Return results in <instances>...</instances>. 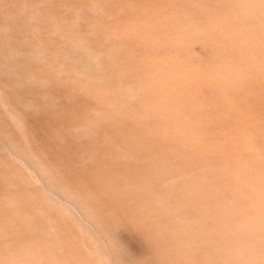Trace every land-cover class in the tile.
<instances>
[{
	"label": "bare ground",
	"instance_id": "1",
	"mask_svg": "<svg viewBox=\"0 0 264 264\" xmlns=\"http://www.w3.org/2000/svg\"><path fill=\"white\" fill-rule=\"evenodd\" d=\"M82 3L101 10L102 35L125 43L118 66L132 80L88 87L93 122L107 129L101 188L124 199L122 213L145 230L158 264H264V0ZM117 91L124 103L137 91L143 116L119 114ZM3 216L0 236L21 245L2 251L0 264H86L68 255L62 234L53 255L39 240L24 248L16 216L7 225Z\"/></svg>",
	"mask_w": 264,
	"mask_h": 264
},
{
	"label": "rangeland",
	"instance_id": "2",
	"mask_svg": "<svg viewBox=\"0 0 264 264\" xmlns=\"http://www.w3.org/2000/svg\"><path fill=\"white\" fill-rule=\"evenodd\" d=\"M95 7H84L82 0H0L3 224L19 214L21 218L16 216L18 221L14 222L27 235L17 232V223L14 227L25 238H21L25 240L21 241L24 248L39 244V240L49 255L54 254L53 247L62 234L65 246H70L66 249L68 255L75 260L80 257L86 264H158L154 258L156 246L145 238V230L138 227L137 221L122 213L124 199L115 192L108 193L109 187L101 188L100 166L95 168L101 160L98 143L107 129L93 122L99 114L87 91L132 81L118 66L120 55L126 51L121 49H125V43L113 41L106 30L101 34L102 12ZM194 49L196 54L203 53L200 45ZM115 98L119 114L132 109L143 116L136 98L124 103L120 91ZM78 113L87 117L85 123L79 122ZM144 119L151 121L148 116ZM15 202L24 208L18 210ZM26 213L32 219L33 225L26 218L31 226L22 221ZM8 237L0 236V253L21 245L16 236L18 241L10 237L12 241H8Z\"/></svg>",
	"mask_w": 264,
	"mask_h": 264
}]
</instances>
